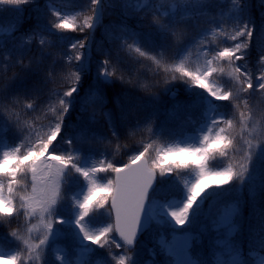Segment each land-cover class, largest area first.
Segmentation results:
<instances>
[{
  "label": "snow or ice",
  "instance_id": "obj_1",
  "mask_svg": "<svg viewBox=\"0 0 264 264\" xmlns=\"http://www.w3.org/2000/svg\"><path fill=\"white\" fill-rule=\"evenodd\" d=\"M129 2L122 0V7ZM104 3L113 6L111 0H86L81 10L72 15H62L52 9L49 0L47 6L56 20L45 34L41 30L39 16L32 22L31 30L21 31L29 22L22 6L31 4L33 11L39 13L37 0H0V10L5 5L13 6L17 13L7 25L0 24V37H12L19 33L21 47L35 41L41 48L42 57H51L42 77L38 73L29 77L30 82L24 85L26 95L37 97L44 94L49 84L56 83V65L62 54L47 51L53 46L50 36L66 31L89 32L82 40L69 45L74 55L63 56L66 64L75 62L76 70L64 77L71 86L63 92L55 87L47 91L43 111L50 113L51 117L45 125L46 132L37 131L34 142L28 145L23 141L13 145L7 139L9 127L22 133L26 122L22 124L18 118L13 119L11 113L0 119V226H9L14 218L19 223V218L23 217L26 232L24 237L18 235L20 227L8 232L16 247L0 252V260L4 264H48V246L63 238L69 240L73 248L69 251L57 246L54 251L63 253L54 257L57 264H93L92 257L96 251L93 246L108 248V258L103 264H158L155 260L156 247L148 249L152 259L144 261L139 244V236L149 228L150 222L155 221L157 225L170 228L172 233L171 239L162 234L155 241L169 258V264H208V261L193 255L192 242L198 237L189 231L194 222L205 214V202L211 201L210 211L221 197L229 194V187L234 183L238 193L247 184L249 197L253 200L264 192V107L259 109L257 118L255 110L248 108V101H245L244 108L248 110L239 111L237 122L233 118L225 119L220 105L216 103L239 101L241 94H250L249 90L264 94V72L253 78L248 71L241 72L239 66L232 67L236 61L245 58L249 44L247 39L242 38H251L253 29L249 25L253 21L246 18L243 0H231L228 12L218 13L220 20L227 17L232 21L231 34L223 33L222 28L215 31L235 43L215 51L203 66L196 67L189 64L187 55H180L179 52L174 56L168 55L166 47L154 53L147 47L154 43L151 34L142 36L141 32L120 25L118 32L107 33L109 41L116 42L115 47L103 52V59L96 64L93 73L90 45L103 15ZM170 3L171 12L162 11L163 0L155 11L149 8L152 11L150 23L159 36L179 49L185 37V30L179 27L184 17L191 16L193 10L199 14L211 0H170ZM258 3L264 8V0H258ZM148 5L149 0H137L135 11H141ZM85 9L91 14H84ZM180 9L186 11L180 19H176ZM170 15L172 19L165 22V17ZM4 50L5 42L0 39V52H4L7 60L8 53ZM133 52L138 54L134 60L141 67L140 57L152 61L155 70L167 74L166 85L179 80L186 86V91L202 90L197 93L196 100V103L205 105L206 119L199 127L201 134L191 143L178 141L175 146L157 148L154 157L150 152L153 144H146L122 167L106 158L93 164L90 150L101 142L93 128L98 117H104L112 137L117 140V121L130 126L129 135H135L142 123L136 116L142 107L140 99L129 95L121 99L119 93L111 91L117 81L143 91L154 86L140 83L136 79L139 68L135 64H127L121 56V53L131 55ZM260 61L264 62V56L260 57ZM41 62L37 60L38 67ZM223 62H227L232 70L226 72L224 66H213ZM17 63L32 72L30 64L24 65L22 59H18ZM225 75L231 77L228 90H224L227 83L223 82ZM86 76L88 84L85 87L83 81ZM172 96L175 97V92ZM7 99L5 88L0 86V101ZM153 99H157L155 94ZM15 100L13 97L12 102ZM110 101L119 109L115 119L111 109H108ZM34 106L32 102L27 104L29 109ZM181 106L178 102L174 108ZM233 107L239 110L241 105L234 103ZM73 114H76L77 120L73 134L63 137L68 148L66 152L57 154L54 145L62 138L65 118ZM83 114L87 115L82 118ZM147 130L153 132L150 124ZM86 149L89 151L85 152ZM240 152L243 155L238 157L236 154ZM218 161H226V166H219ZM185 174L190 179H185ZM166 182L180 184V197L166 201L153 199L151 193ZM73 184L76 188L68 194ZM65 201L66 214L61 215ZM101 214L107 216V221L98 225L97 219ZM239 215L238 201L220 205L211 221L216 233L211 264H264V209L256 210L257 224L249 229L247 254L234 239L239 231L236 223ZM50 217H55V223ZM37 225L42 226L43 232L36 237L38 242H33L31 233ZM112 245L122 251L114 253Z\"/></svg>",
  "mask_w": 264,
  "mask_h": 264
},
{
  "label": "trees",
  "instance_id": "obj_2",
  "mask_svg": "<svg viewBox=\"0 0 264 264\" xmlns=\"http://www.w3.org/2000/svg\"><path fill=\"white\" fill-rule=\"evenodd\" d=\"M50 2L52 9L60 11L62 15H72L84 8L86 4V0H50ZM37 3L40 7L39 13L33 11L34 6L31 4L22 6L24 8V16L29 18V22L24 25L21 31L24 29L31 30L32 22L39 16L41 30L44 31L45 34H48V29H50L51 23L54 22L56 18L52 10L47 6L49 0H37ZM111 3L113 5L112 7H109L107 3L103 4L104 12L101 21L94 30V39L91 43L90 54L93 73L96 70V64L103 59V52L115 47L116 42H110L107 33L110 31L118 32V26L120 25H126L133 31H139L142 36L151 34L154 43L147 47L154 53L159 51L161 47H166L168 49V55L170 56H174L177 52H179L180 55H187L190 65L191 53L197 46H204L207 48V53L209 57L212 58L215 51L221 50L223 47H231L235 43L228 39L226 35L215 31L217 28H222L223 33L231 34L233 27L232 21L227 17H225L224 20L218 18L219 12L229 11L231 8V0H223V2H221V0H211V3L200 11L199 14L193 10L191 16L184 17L179 27L185 30V37L179 49L173 48L169 40H165L163 37L159 36L156 29L150 23L152 11H155L156 6L161 3V0H149V5L141 11H135L137 0H130L124 7H122V0H111ZM243 3L245 5L246 18H251L253 21V23L249 25V27L253 29V34L251 38H242L248 40L249 47L246 50L245 58L241 61H236L232 67L239 66L241 72L248 71L253 78H255L258 74L256 72L258 70L260 53L264 49V8L259 6L258 0H243ZM149 8H151L152 11H149ZM162 11L171 12L170 0H163ZM184 11L186 10H178L176 19H180ZM84 14L90 15L91 12L85 9ZM233 15H235V13H233ZM16 16L17 13L13 6H2V10H0V24L7 25ZM141 17H143V19H141ZM214 17H217V19L214 20ZM169 19H172L171 15L165 17V22H168ZM225 20L227 22H225ZM85 35H89L87 30L84 33L79 31H66L50 36V39L53 41V46L47 49V51L53 54H62L61 59L56 65L57 80L54 85L49 84L47 88L44 89V94L37 97L26 95L24 85L30 82L29 77L33 76L35 73H38L41 77L44 75L47 70L46 66L50 63L51 57L43 58L41 48L35 41H33L31 45H27L20 59L23 60L24 65L30 64L32 72H29L28 69L23 68L17 63L18 59L5 60L3 58L4 52H0V86L5 88L8 96L7 100L0 101V113L3 114L0 116V119L6 117L9 113L12 114L13 119L20 115H24V118L26 115L37 118L43 113V107L47 103L48 89L55 87L63 92L70 87V81L64 79V77L67 76L68 73L76 70L75 62L66 64L63 56L74 55L69 45L77 40H82ZM3 40L5 42L4 51H9L11 45L13 48L14 45L20 41L19 33H16L12 37L5 36ZM129 43H131V40H129ZM121 56L127 64H135V67L139 68L136 79L140 83H147L154 86L150 87L147 91H143L139 90L137 87H133L131 84H121L119 81L114 83L111 91L119 93L121 99H123L125 95L140 99L142 107L137 111L136 116L142 123L140 124L139 130L135 131V135H129L130 126L123 125L117 121L116 131L119 135V139L117 140L112 137V132L105 122L104 117H98L97 121L93 124V128L97 136L101 138V142L90 150L93 153L91 160L93 164L98 163L100 159L106 158L119 166L123 161L129 160L132 155L138 154V152L143 149V146L149 143L153 144V149L150 150L152 157H154L155 149L157 148L170 145L175 146L178 141H182L189 130H192L191 122L193 113L198 108L196 106L199 105V103L195 102V98H192L193 92L186 91V86L179 80L166 85L164 80L167 78V74L155 70V65L152 61L140 57L139 60L143 65V67H141V64L136 63L134 60L138 54L134 52L131 53V55L121 53ZM38 59L42 61L39 67L37 66ZM213 66H224L226 72L232 70L227 62H223L222 65L214 63ZM223 82H227L224 84V88L228 90V87L231 86V77L227 75L223 76ZM87 84L88 77L86 76L83 85L86 87ZM170 89H176L177 91L174 98L168 95ZM249 92L250 94H241L239 101L216 102L220 105V111L224 114L225 119L233 118L238 122L239 111H244V102L248 101L249 105L251 98H256V91L249 90ZM153 94H155L157 99H153ZM13 97L16 98L14 103L12 102ZM30 102L35 105L32 109L27 108V104ZM178 102L182 106L180 108H174V105ZM258 102L260 107H264V96L262 101L260 102L258 100ZM234 103H239L241 108L239 110L234 109ZM108 109H111L115 119L119 109L116 108L111 101L108 104ZM86 115L87 114H83L82 118ZM42 116L50 119L51 114L44 112ZM76 124V114L65 118L64 133L62 134V138L56 142V145L58 143L62 144L65 151L68 146L63 142V137L72 135ZM148 124H150L153 129L152 133L147 130ZM13 129L14 128L9 127L7 139L8 142L15 144L16 141L22 140L25 136L23 132L17 133L14 132ZM109 141H111V143H109ZM117 145H120V147H117ZM87 151L89 150L86 149L85 152ZM240 154L241 152L236 155L239 157ZM119 155L122 156L121 159ZM217 163L218 165H223L227 162L218 161ZM175 185L176 184L166 182L163 186L157 188L151 197L156 200L163 199L171 193ZM75 188L76 185L73 184V186L68 189V194H71ZM232 201H238L240 204V215L236 218L239 231L235 234L234 239L239 242L244 250H248L249 229L257 224L256 210L264 209V192H261L255 200H253L249 197V193L243 190L240 192L238 200L231 198L230 195L221 197L210 211L209 208H207L205 214H202L197 221L194 222L192 225V227H194L193 229L200 232L197 241H195L193 245L192 253L194 256L210 261L209 259L212 257L214 240L216 238V233L213 231L211 221L217 214L221 204ZM208 202H210V200L206 201L205 204ZM66 206L67 201H65V208ZM101 211L103 213V210ZM60 214L65 215V210L63 209ZM106 221L107 216L101 214L97 219V224L102 225ZM157 227H160V225L155 223L153 228L145 234V240L143 244L140 245V252L142 253L143 260L152 259V257L148 255V249L156 247L155 240L151 237V234ZM66 241L67 242H56L48 247V264H57L54 257L56 255H61V253H56L54 249L60 244H63L64 248H67L69 251L72 250V243L67 239ZM0 245L7 247L2 237H0ZM93 247L96 248L95 254L92 257L93 264H103L108 258V248ZM111 250L114 253H120L122 251L121 249H116L114 245L111 246ZM72 255L74 257L75 253L73 252ZM159 258L160 256L156 253L155 260ZM0 264H4V262L0 261Z\"/></svg>",
  "mask_w": 264,
  "mask_h": 264
},
{
  "label": "rangeland",
  "instance_id": "obj_3",
  "mask_svg": "<svg viewBox=\"0 0 264 264\" xmlns=\"http://www.w3.org/2000/svg\"><path fill=\"white\" fill-rule=\"evenodd\" d=\"M4 37L5 36H2V37H0V39H4ZM20 44H21V41L17 42L14 45L13 48H12V45L10 46V50L6 51L8 53V57H9L7 60L20 59L22 52L25 51L24 49L27 46V45H24L23 47H21ZM261 56H264V51L261 52L260 57ZM206 59H210V58L207 56L204 48L197 47L196 49L193 50V53H192V56H191V59H190L191 62H192L191 65L193 67L203 66ZM258 70H259V72H258ZM258 70L256 72V73H258L256 76H259L261 72H264V62L260 61V59H259V64H258ZM171 90L172 89H170L169 91H171ZM201 91L202 90H199V89L193 90L192 92H193L194 97H197V93H199ZM263 96H264V94H261L260 92H256V98L253 99L251 101L250 105L248 106V108L255 110L257 118H258L259 109H260L258 100L261 102L262 99H263ZM200 106L201 107L199 109H196V111L193 113V119H192V122H191L193 127H192L191 131H189V132H187L185 134V137H184V139L182 141L184 143H191L197 136H199L201 134L199 132V127H200L201 123L205 121L206 118L204 117L205 105L203 103H200ZM247 110L248 109H245V111H247ZM43 114H44V111L37 118H33L31 116H28V115H26L25 118H24V115H20V116H17L15 118V119L18 118L22 124H25V122H26V124H25V128L26 129L23 131V135L25 137L22 140H20V141H23L25 143V145H28V144L32 143V141H34L35 134H36L37 131L43 133V132H46L48 130L45 127V125H47L49 123V119L46 118V117H43L42 116ZM13 130H14V132H16L15 129H13ZM30 131H31V134H30ZM20 141H18V142H20ZM254 143H255V141H254ZM54 147H55V150H56L57 154L66 152L64 150L62 144H60V143H58L57 145L55 143ZM242 155H243V152H241L240 156H242ZM121 157L122 156L119 155L120 159H121ZM219 166H226V164L225 165H219ZM184 178L185 179H190L188 174H185ZM248 187L249 186L247 184H245V186L243 188V190L246 193H249L248 192ZM236 189H237V185L235 183L229 187V194L228 195H230V197L233 198V199H239V196H240V192L238 193ZM180 195H181V186L178 183L177 190L175 189V193L173 195H171L169 198H167V199H165L163 201L170 200V199H173V198H179ZM210 203H211V201L204 205V210H206L209 207ZM63 209H65V205L61 209V211ZM49 219L52 220L53 223H55V217H50ZM33 223H36V221H33ZM17 227H20V229H21V231L18 233V235H20L21 237H24L26 235V232H25V226L23 224V217L19 218V223H18L17 219L14 218L9 226H1L0 227V237H2L4 242L7 245H9L8 249H6V250L0 249V252L11 250V249L16 247V242L11 237L8 236V232L11 229H14V228H17ZM193 228L194 227H191L189 229V231H191L194 236L199 237L200 232L195 231ZM42 232H43L42 226L37 225V228L34 229L33 232L31 233V237H32L33 242H38L36 240V237L40 236L42 234ZM162 234L165 235L168 239H171L172 233H171L170 228H168L167 226L164 227V228H161L159 231H158V229L154 230V232L151 234V237L155 241H157L158 238ZM144 240H145V238L141 241L140 245L143 244ZM60 241L67 242L66 239H63V238L58 240V241H56V242H60ZM195 241H197V239L193 240L192 249H193V245H194ZM62 247H64V246H62ZM129 254H131V253H129ZM158 254L161 256L160 260L158 261L159 264H169V258L160 250L159 247H158ZM144 261H147V259H144Z\"/></svg>",
  "mask_w": 264,
  "mask_h": 264
},
{
  "label": "water",
  "instance_id": "obj_4",
  "mask_svg": "<svg viewBox=\"0 0 264 264\" xmlns=\"http://www.w3.org/2000/svg\"><path fill=\"white\" fill-rule=\"evenodd\" d=\"M118 238V237H117ZM119 239V238H118Z\"/></svg>",
  "mask_w": 264,
  "mask_h": 264
}]
</instances>
